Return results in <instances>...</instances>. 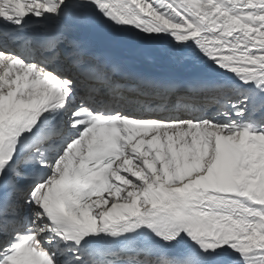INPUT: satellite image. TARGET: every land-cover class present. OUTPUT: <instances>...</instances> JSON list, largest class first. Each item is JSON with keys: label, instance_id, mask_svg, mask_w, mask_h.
Wrapping results in <instances>:
<instances>
[{"label": "snow or ice", "instance_id": "snow-or-ice-1", "mask_svg": "<svg viewBox=\"0 0 264 264\" xmlns=\"http://www.w3.org/2000/svg\"><path fill=\"white\" fill-rule=\"evenodd\" d=\"M0 264H264V0H0Z\"/></svg>", "mask_w": 264, "mask_h": 264}, {"label": "bare ground", "instance_id": "bare-ground-1", "mask_svg": "<svg viewBox=\"0 0 264 264\" xmlns=\"http://www.w3.org/2000/svg\"><path fill=\"white\" fill-rule=\"evenodd\" d=\"M142 70H144V71L152 70V71H154V72H160V73H162V71H163V70L159 67V62H158V61L154 62V63L151 64V65L145 64V65L143 66V69H142Z\"/></svg>", "mask_w": 264, "mask_h": 264}]
</instances>
